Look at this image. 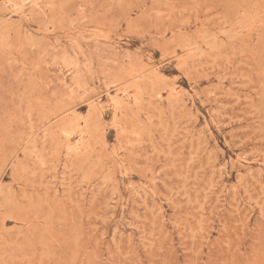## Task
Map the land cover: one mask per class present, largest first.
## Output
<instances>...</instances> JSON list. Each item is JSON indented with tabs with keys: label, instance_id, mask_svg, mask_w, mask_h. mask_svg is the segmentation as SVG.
Segmentation results:
<instances>
[{
	"label": "rangeland",
	"instance_id": "obj_1",
	"mask_svg": "<svg viewBox=\"0 0 264 264\" xmlns=\"http://www.w3.org/2000/svg\"><path fill=\"white\" fill-rule=\"evenodd\" d=\"M0 264H264V0H0Z\"/></svg>",
	"mask_w": 264,
	"mask_h": 264
},
{
	"label": "bare ground",
	"instance_id": "obj_2",
	"mask_svg": "<svg viewBox=\"0 0 264 264\" xmlns=\"http://www.w3.org/2000/svg\"><path fill=\"white\" fill-rule=\"evenodd\" d=\"M172 99V98H171ZM61 131V130H60ZM73 149H74V151H77L78 150V144H76V145H74L73 146Z\"/></svg>",
	"mask_w": 264,
	"mask_h": 264
}]
</instances>
